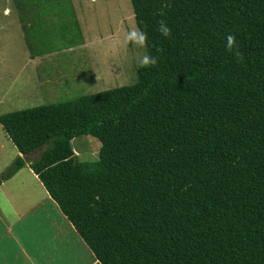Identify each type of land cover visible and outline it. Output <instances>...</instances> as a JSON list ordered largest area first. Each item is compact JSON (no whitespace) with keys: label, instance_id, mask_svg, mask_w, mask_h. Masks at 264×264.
Returning a JSON list of instances; mask_svg holds the SVG:
<instances>
[{"label":"trees","instance_id":"16d2710c","mask_svg":"<svg viewBox=\"0 0 264 264\" xmlns=\"http://www.w3.org/2000/svg\"><path fill=\"white\" fill-rule=\"evenodd\" d=\"M10 1L32 58L43 21L75 16L73 0ZM130 3L156 65L130 85L0 115L26 157L0 185L28 163L93 264H264V0ZM87 135L95 161L71 146Z\"/></svg>","mask_w":264,"mask_h":264},{"label":"rangeland","instance_id":"374dc122","mask_svg":"<svg viewBox=\"0 0 264 264\" xmlns=\"http://www.w3.org/2000/svg\"><path fill=\"white\" fill-rule=\"evenodd\" d=\"M72 2L75 16L67 11L58 13V17L53 20L57 14L52 13L43 21L42 31L47 36L43 41L46 44L44 49L37 46L43 54L32 58L28 47L30 44L24 38L22 24L11 1L0 0V115L71 101L83 95L130 85L135 81L136 69L140 67L139 60L144 50L126 45L123 40L124 34L136 27L130 0ZM5 9L9 11L5 13ZM60 15L63 23H52ZM75 17L82 38H78ZM64 23L66 27L61 28ZM76 39L83 44L70 42ZM71 146L80 161L98 159L100 142L92 136L77 137L71 141ZM18 155L0 126V175ZM37 156L35 154L30 158ZM4 183L5 186H0V197L2 195L1 199L12 205V208L16 207L11 208V214L14 210L21 215L34 205V201L47 196L44 187L27 167L18 170ZM28 221L25 228L29 231V239L35 237L40 244L42 233L48 238L51 236V228L42 210H38ZM18 229L24 230L23 227ZM62 237L60 234L59 239L55 240L54 246L58 245V248L53 245H50L51 248L49 245L46 247V261H50L49 264H71L74 260L65 239L60 247ZM80 247H84V244ZM61 253H64V257H60Z\"/></svg>","mask_w":264,"mask_h":264},{"label":"crops","instance_id":"0c3cea01","mask_svg":"<svg viewBox=\"0 0 264 264\" xmlns=\"http://www.w3.org/2000/svg\"><path fill=\"white\" fill-rule=\"evenodd\" d=\"M18 156L26 158L21 154ZM24 167H27L30 170L28 163H26ZM34 177L38 180L36 175H34ZM3 183L0 185L1 187L5 186V183ZM47 196H43L39 200L34 201V205H32L28 211L20 215L15 213L14 210L13 214L10 213L12 205L10 206V204L5 203L1 199V195L0 228L2 229V232L0 234V264H49L50 261H46V247L49 245V248H51L52 246L50 245H53V247L58 248L59 246H54V244L55 240H57V238L59 239L60 234L63 235L61 238L60 247L62 245L63 239H65L66 243L69 245L68 251L74 259L71 264L95 263V258L90 250L78 237L72 225L63 216L48 194ZM38 210H42L43 213L46 214L47 224L49 228H51V236L49 238L43 233L41 234V237L43 235V239L41 240L42 243L40 244L35 237H30L31 239H29V231L25 228V226L27 227L26 223L29 222V218L32 216L34 217ZM31 224H33V222H31ZM18 227H23L24 230H19ZM81 244H84L85 248L80 247ZM35 252L39 253L37 254ZM60 257H64V253H61ZM39 258H41V260ZM85 259L86 261H84Z\"/></svg>","mask_w":264,"mask_h":264},{"label":"clouds","instance_id":"9594fccd","mask_svg":"<svg viewBox=\"0 0 264 264\" xmlns=\"http://www.w3.org/2000/svg\"><path fill=\"white\" fill-rule=\"evenodd\" d=\"M8 11L9 9H5V13H7ZM157 31L163 36L168 37L170 35L171 29L166 22L161 20L158 24ZM147 39V33L141 28L135 26L128 30L123 36V40L126 45L131 44L134 47L144 50V54L140 57L139 60L140 66L143 68L152 67L157 63V58L147 52ZM233 40V36H227V46L229 49L233 47Z\"/></svg>","mask_w":264,"mask_h":264}]
</instances>
